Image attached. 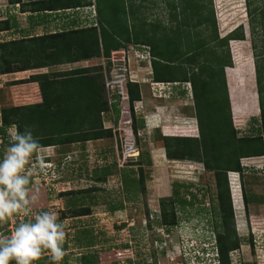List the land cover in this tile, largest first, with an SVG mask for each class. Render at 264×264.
<instances>
[{
  "label": "trees",
  "instance_id": "16d2710c",
  "mask_svg": "<svg viewBox=\"0 0 264 264\" xmlns=\"http://www.w3.org/2000/svg\"><path fill=\"white\" fill-rule=\"evenodd\" d=\"M6 1L10 5L20 3V0ZM116 1L118 5L110 2V7H106L110 12L102 15L98 0H94L97 6L94 27H80L39 36L26 31L18 35L19 38L0 41V76L93 58L107 59L114 51L129 46H137L136 49L144 46L143 51L148 53L151 80L155 83H175L174 88L179 87L176 95L186 97L185 90L191 95L197 136L164 137L163 155L169 161L189 160L201 163L204 171L212 173L216 196L211 211L218 219V230L213 234L217 261L218 264H231L229 254L239 248L240 238L229 228L232 223V208L225 176L227 172L241 171L240 159L264 157V7L260 5V0H244L258 118L251 117L250 125L245 127L241 135H237L240 131L233 130L229 122L222 68L230 64L227 42L245 41L243 28L237 26L218 38L213 14L208 8L211 0H137L136 5L129 4L127 8L124 7V0ZM143 3L152 8L162 5L161 9L166 11L165 24L161 20L146 22L140 15ZM87 4L88 1L84 0H39L23 6L28 8V12L43 13L76 9ZM117 16L126 17L127 23L116 27L113 20ZM11 23L7 19L0 21V33L16 29V21ZM198 26H204V30L193 33ZM91 70L77 68L30 75L25 83L36 85L40 100L33 104L1 109L0 138L3 140L6 137V130L13 131V126L20 132H24L27 127L38 138L41 149L57 147L58 157H62L60 148L69 149L77 145L85 148L83 145L88 142L111 138L112 131L103 126L102 119L106 117L113 125L117 123L120 97L109 94L108 100H105L101 76L89 74ZM137 86L135 83L126 84L128 112L134 134L137 133L136 130L143 129L145 122L144 118L138 119L133 115L132 103L139 101ZM230 98H235V95H230ZM65 158L68 157L63 159ZM138 158L144 165H149L150 161L145 154H139ZM136 172L142 175L141 168ZM131 173L133 170H128V174ZM110 175V169L106 166L93 170L89 178L92 185L72 195L84 197L91 192L100 191L95 184H103ZM123 177L121 185H130L127 186L130 188L127 194L136 196L139 189L138 178ZM190 187L173 183L170 195L172 205L176 204L182 209L191 206L195 196L188 191ZM180 190H184L183 194L188 195V199L179 195ZM67 193L70 192H62V196L69 195ZM242 199L246 209L251 203V196L244 195L243 192ZM233 204L235 211H238V201ZM109 206L111 212L122 208L120 203ZM89 211L88 207H73L61 215L78 218L88 215ZM160 211V226L168 230L177 225L174 212L167 218L163 205H160ZM5 223L1 222L0 229L5 228ZM93 244V238L84 242L90 248ZM251 246L249 243V247ZM79 260V264L98 262L95 253L82 256ZM10 264H14V260Z\"/></svg>",
  "mask_w": 264,
  "mask_h": 264
},
{
  "label": "rangeland",
  "instance_id": "374dc122",
  "mask_svg": "<svg viewBox=\"0 0 264 264\" xmlns=\"http://www.w3.org/2000/svg\"><path fill=\"white\" fill-rule=\"evenodd\" d=\"M22 2L25 4L26 0ZM98 2L102 15L110 12L106 8L110 7V2L112 5L113 3L118 5L116 0L114 2L98 0ZM7 5L6 0H0V13H3L2 10ZM260 5L264 7V0H260ZM162 7V5L156 8H152L151 5L147 7L143 3L140 15L145 18L146 22L161 20L164 25L166 11L161 9ZM208 8L212 11L218 38L232 31L239 24L246 36L245 41L229 40L227 42L230 64L222 68L228 99L229 122L233 130L240 131L237 135H241L245 127L250 125V118H258L248 24L245 23L243 1L211 0ZM16 9L14 10L15 16L18 21L22 22L20 20L22 17ZM64 11L70 16H79L77 12ZM115 12L118 13L117 10ZM125 23H127L126 17L117 16L113 20V24L118 28ZM203 30L204 26H198L193 33L197 34ZM16 32H1L0 41L19 38ZM106 60L100 57L45 69L1 75L0 110L39 102L36 85L25 83L30 75L65 72L77 68L94 69L95 71L91 70L89 74L96 73L101 76L103 98L108 100L111 92L104 87V83H107L105 79L108 77L110 68ZM127 71L131 78L136 77L137 74L146 75L147 92L138 102L132 103V107L133 115H136L138 119L144 118L147 128L138 129L136 134L133 133L132 120L127 111V97L125 98L122 89L119 92L123 98L119 96L117 123L113 125L106 117L102 119L103 126L112 131L111 138L88 142L83 145L85 148H80V145L69 149L60 148L62 157L56 155L57 147L40 149L39 153L33 156L35 159L31 157L26 166V173L29 169H34L30 174L28 187L29 196H35L36 200L26 209L22 208L6 220L0 221V226L1 222H6L5 228H1L0 232H6L7 228L15 230V227L23 222H34L35 216L39 213L54 212L58 217V222L65 225L66 232L64 241L66 254L59 264H79L82 256L93 253L98 258L97 264H190L188 259L196 250V246L202 247L199 244H203L206 247L205 240L213 243V234L218 230V219L212 215L211 211L216 196V184L212 173L204 171L202 164L195 161L166 160L162 150L164 137L197 136L191 95L186 90V97L176 95L179 87L154 91L147 81L151 79L147 66L137 70L133 60H130ZM230 95H235V98H230L236 112L234 114L230 105ZM244 102L246 105H243ZM162 105L166 107L165 112L157 109V106ZM152 106L153 115L149 113ZM188 111L192 118L189 120V129H184L183 121L177 116L186 115ZM170 115H174V118ZM158 125L162 126V131L151 129ZM12 132V129H8L5 131V140L0 138V160L3 159L6 149L12 143ZM129 133L130 137L127 138L126 135ZM139 154L147 156V160L150 161L148 166L140 162ZM38 156L41 159L50 156L47 159L49 163L42 164ZM64 157L68 158L63 159ZM249 162L254 161L249 158L244 163ZM50 165H52L51 168ZM101 166L108 167L111 175L105 179L103 184H95L100 191L91 192L84 197L72 195L74 192L79 193L81 190L88 189L92 185L89 179L91 173ZM138 168H141L142 175L137 174ZM128 170H133V173L128 174ZM124 175L128 176V179L138 178L139 189L136 191V196L131 193L127 194L130 191L127 186L130 185H121ZM254 178L256 179L248 175L244 179L245 192L247 196L253 193L261 197L264 192V179L261 176ZM173 183L191 186L188 191L195 196V201L191 206L182 209L176 204L172 205L170 195ZM183 191L180 190L179 195L188 199V195H184ZM62 192L70 193L62 196ZM134 197L136 199H132ZM119 203L122 208L111 212L109 205ZM160 205L164 206V214L167 218L174 212L175 216H173L177 225L173 228L166 230L159 225ZM81 206L89 208L88 215L78 218L62 217L61 214H65L68 208ZM225 206L228 207V205ZM234 212L235 214L232 211V223L229 224V228L233 229L240 238V246L229 254L230 263L264 264L263 208L252 207L249 203L245 210L238 207V211ZM90 238L94 241L92 248L84 245V242ZM44 253L35 264H53L49 259L50 254Z\"/></svg>",
  "mask_w": 264,
  "mask_h": 264
},
{
  "label": "clouds",
  "instance_id": "9594fccd",
  "mask_svg": "<svg viewBox=\"0 0 264 264\" xmlns=\"http://www.w3.org/2000/svg\"><path fill=\"white\" fill-rule=\"evenodd\" d=\"M242 1L246 23L245 3L244 0ZM147 70L151 75V70ZM147 81L150 85L155 83L151 79ZM135 84H138V82ZM11 140L12 143L6 149L3 159L0 160V221L6 220L22 208L26 209L36 200L35 196H29L30 189L28 187L30 174L34 169H29L26 173V166L33 154L39 153L41 145L38 138L33 135L32 130L27 127L24 132H20L13 126ZM49 157L45 156L41 159L38 156L37 158L42 164H48L47 159ZM247 159L249 158L240 159V172L226 173L229 199L230 193L236 192L239 208H241L240 176H242V168L247 165L244 163ZM51 167L52 165H50ZM65 237V225L58 222V217L54 212L39 213L35 216L34 222L20 223L10 236H0V264H10L13 260L15 264H34L45 251L50 254L49 259L53 264H59L66 254L63 248ZM205 242L207 243L206 247L203 244H199L202 247L196 246V250L188 259L190 264H218L214 240L213 243H209L208 240H205Z\"/></svg>",
  "mask_w": 264,
  "mask_h": 264
},
{
  "label": "crops",
  "instance_id": "0c3cea01",
  "mask_svg": "<svg viewBox=\"0 0 264 264\" xmlns=\"http://www.w3.org/2000/svg\"><path fill=\"white\" fill-rule=\"evenodd\" d=\"M31 1H39V0H26L25 4H27L28 2H31ZM84 1L85 2L88 1V4L84 7H79L76 9H67V10L71 11L69 13H72L74 11V12H77V14L79 16H76V15L70 16V14H68V12H66V11H64V12H43V13L42 12L41 13H34L33 12V13H31V12L26 11V10H28V8L23 6L22 0H20L19 4L17 3L14 5H10L7 3L8 5L6 7H4L6 10L4 9V10H2L3 13H0V21L7 19L10 24H12L11 23L12 21H16V29L9 30L7 32L11 31L14 33L17 31L16 34H18V35H21L22 32H26V31L28 32L29 31V34H32L34 36H39L42 34H52V33L60 32L63 30H70V29L73 30L75 28H80V27H90V26L94 27L96 25L95 13H97L96 12L97 6L94 3V0H84ZM137 3H138L137 0H124V7L127 8V6L129 4H135L136 5ZM15 9H16V12L19 13V16L22 17V18H20V20L22 22L18 21V19L16 18L15 13H14ZM61 13H64V14H61ZM80 24H82V25H80ZM140 69L141 68H139L137 70H140ZM135 76H136V79H138L136 81L138 82L137 87L139 89V99H141L142 96L144 95V93L147 92V88L145 85L146 75L145 74L144 75L137 74ZM142 80H144V81H142ZM229 99H230V96H229ZM244 104L246 105L245 102L243 103V105ZM230 105L232 107L233 114L236 113L234 110V107L232 106L231 99H230ZM252 105L253 104H251V106ZM157 107H158L157 109H162V111L165 112V109H166L165 106L162 105V106H157ZM152 110H153V106L151 107V111H149L150 114L153 113ZM164 112H162V113H164ZM186 113H187L186 115H183V116L181 115V116H177V117H179L180 120L183 121L184 129H186V128L189 129L188 124H190L189 120H191L192 117L190 115V111H188ZM156 114H158V113L156 112ZM170 114H171V112H170ZM164 116H165V114H164ZM170 116L173 117L174 115H170ZM233 116H235V115H233ZM143 125H144L143 128L146 129L147 127L145 125V122L143 123ZM151 129H153V130L157 129L159 131L163 130L162 126H159V125H158V127H153ZM250 159L253 160L254 162L253 163L249 162L250 164L248 163L246 165V167L242 168V173H241L242 176H240V204H241V207H243V209H244V206L242 203V194H243V192H244V195L246 194L245 189H244V179L248 175L252 176L253 179H256L254 177H257V176H261L264 179V157L263 156L262 157H252ZM232 183L234 184V181ZM250 196H251L250 206H252V207L258 206L260 208H263V212H264V192H263L261 197L260 196L257 197L256 194H253V193ZM230 199H231L232 209H233V211H235L233 202L234 201L236 202V199H237L236 192L234 194L230 193ZM237 207H238V205H237ZM234 214H235V212H234ZM262 217H264V216H262ZM263 220H264V218H263Z\"/></svg>",
  "mask_w": 264,
  "mask_h": 264
},
{
  "label": "built area",
  "instance_id": "2783aa9c",
  "mask_svg": "<svg viewBox=\"0 0 264 264\" xmlns=\"http://www.w3.org/2000/svg\"><path fill=\"white\" fill-rule=\"evenodd\" d=\"M138 47H139V49H136L137 46H136V48L134 46H129V47H127V49L124 48V49L114 51V52L110 53V55H109V57L111 56V58H107L106 61H107V64L110 68V71H109L108 77H106V79H105V82H107V83L106 84L104 83V85H105L104 87H107L108 91L111 92V94H117L121 98H123L119 93L123 89V94H125V98H126L127 97L126 84L137 82L136 77H133L131 75L132 76V78H131L129 75V72L127 71V68L129 67V64H130V60H133L137 69L143 67L142 64L147 65V69H149L148 53H147V51L146 52L143 51L144 46H138ZM145 59H146V61H145ZM142 61H143V63H141ZM174 84L151 83L150 88H153L154 91L158 92V90H161V89L169 90V89H171L172 86H174ZM168 93H170V92L168 91ZM127 111H128V107H127ZM126 137L127 138L130 137V133H129V135H126ZM9 229L7 228V230H6L7 233L0 232V235L2 233H4L3 236H5V237L10 236L14 230L13 229L9 230Z\"/></svg>",
  "mask_w": 264,
  "mask_h": 264
}]
</instances>
